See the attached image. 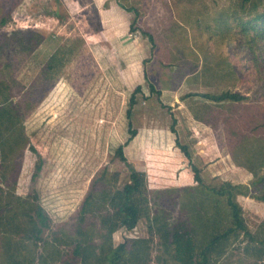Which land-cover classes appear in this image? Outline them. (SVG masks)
<instances>
[{"label": "rangeland", "instance_id": "374dc122", "mask_svg": "<svg viewBox=\"0 0 264 264\" xmlns=\"http://www.w3.org/2000/svg\"><path fill=\"white\" fill-rule=\"evenodd\" d=\"M122 1L136 13L116 0H0V112L15 115L0 143V264H82L66 235L97 177L82 225L101 242L106 193L129 181L114 150L131 132L124 155L145 174L149 215L113 231L114 246L146 238L141 263L169 264L154 216L184 219L200 235L204 219L224 217L223 198L206 187L225 182L248 229H264V150L254 152L264 136V37L237 18L233 0ZM225 90L245 97L226 104L197 94ZM59 226L66 242L49 254ZM246 242L232 236L211 264L264 263Z\"/></svg>", "mask_w": 264, "mask_h": 264}, {"label": "trees", "instance_id": "16d2710c", "mask_svg": "<svg viewBox=\"0 0 264 264\" xmlns=\"http://www.w3.org/2000/svg\"><path fill=\"white\" fill-rule=\"evenodd\" d=\"M116 1L122 7L133 10L136 13L133 6L127 5L122 0ZM233 1L235 7L234 14L237 18L248 24V27L251 29L250 31L253 32V36L258 38L264 37V0ZM133 21L129 26L130 29H134ZM38 35L40 38L34 41L33 46L37 45L42 38L41 34ZM148 37L152 40L150 34H148ZM60 55L63 54L58 53V51L53 53L49 57L47 65L50 66L54 58ZM197 94L215 102L226 104L240 102L245 97L239 92L230 90H225L218 94L205 92ZM132 99L133 102L135 100L133 96ZM14 120L15 115L8 110L0 112V143H4L5 141V132L12 130L11 124ZM258 126L259 124L254 126V129ZM133 135V132H131L127 140L124 143L118 144L114 150V154L126 163L129 170V181L121 188H112L106 193L109 207H107L106 221L100 222V229H98L99 237H102L101 242H95L94 239L96 234L93 233L94 229H91V233L89 234L87 228L82 225V221L85 219L84 216L88 212V207L91 205L94 200V195L97 192V177L94 178L91 184V190H89L82 201L80 209L81 215L78 217V224L71 225L73 232L72 234L68 233L66 235L69 236L67 239H70L67 243L72 245L70 252L74 256H80L82 264H142L141 260L145 259L149 253L146 238L129 237L115 246L111 241L112 232L118 227L125 226L131 228L141 217L149 215V211L146 208L145 174L142 170L137 169L128 161L124 155V144L130 140ZM244 137L245 135L240 139V146H245V142L248 141L250 136ZM255 142L254 152H262L264 150V136L256 137ZM32 148L35 150L34 147ZM183 149L185 154L188 155L185 148ZM38 157L37 171L40 169L42 161L41 156ZM192 169L194 171V179L197 182H202L197 167L192 166ZM206 188L209 189L213 196L223 198L224 201L222 202V206L219 204L218 206L221 207L224 217L218 216L217 219L222 221H218L217 224H215L214 217H212L209 222L204 219L205 222L202 221V223H207L210 226L204 224L206 230H202L200 235L194 233L191 229H187V225L184 224L186 220L184 219V222L182 221L181 224L171 225L168 221L163 222L164 219L160 216H154L155 228L161 238L163 250L170 259L169 264H211L212 255L222 253L229 239L240 232H243L247 236L244 249H251L252 253H255L256 258H262L264 256V229L255 234L248 229L242 217V208L235 198L234 186L230 182H225L218 187L211 186ZM259 197L264 200V191L259 194ZM219 213L220 212L217 211V214ZM38 218L41 223L48 225L47 216L44 212L39 211ZM60 226L59 229L57 228L58 232L55 233L53 231V237L47 240V245L45 247L46 249L48 248L47 251L49 254L56 252L55 248L51 249L53 245H55V242L59 241L63 243L66 237L61 238L58 235V233L60 234V231L62 232L64 229ZM64 242H66V240H64ZM51 256H54V254ZM163 258L165 260L167 256H163Z\"/></svg>", "mask_w": 264, "mask_h": 264}, {"label": "crops", "instance_id": "0c3cea01", "mask_svg": "<svg viewBox=\"0 0 264 264\" xmlns=\"http://www.w3.org/2000/svg\"><path fill=\"white\" fill-rule=\"evenodd\" d=\"M114 25V24H113ZM112 27V26H111ZM112 34V33H111ZM110 35V34H109Z\"/></svg>", "mask_w": 264, "mask_h": 264}]
</instances>
